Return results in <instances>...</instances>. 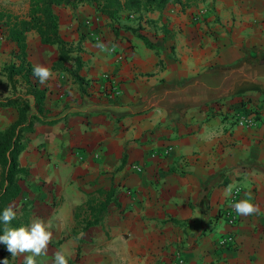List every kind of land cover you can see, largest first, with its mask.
I'll return each instance as SVG.
<instances>
[{"label": "crops", "instance_id": "1", "mask_svg": "<svg viewBox=\"0 0 264 264\" xmlns=\"http://www.w3.org/2000/svg\"><path fill=\"white\" fill-rule=\"evenodd\" d=\"M29 5L0 0L19 18ZM53 11L71 48L64 66L73 71L79 59L83 82L52 69L57 46L26 33L31 65L51 72L40 86L45 123L24 135L18 162L28 176L13 202H30L25 228L39 218L52 232L37 264H52L56 251L68 264H174L179 254L184 264H264V0H205L114 19L86 4ZM16 51L0 29V99L14 94L3 68ZM250 113L254 126L236 125ZM17 120L15 108H0V132ZM214 179L202 209L201 191ZM111 187L106 210L84 227L93 218L76 219V209ZM237 187L238 203L250 193L259 211L238 214L230 227L221 212ZM229 233L235 246L219 248ZM25 255L0 248V264H23Z\"/></svg>", "mask_w": 264, "mask_h": 264}, {"label": "trees", "instance_id": "2", "mask_svg": "<svg viewBox=\"0 0 264 264\" xmlns=\"http://www.w3.org/2000/svg\"><path fill=\"white\" fill-rule=\"evenodd\" d=\"M203 1L205 0H30L26 18H19L7 11L0 10V29L6 31V39L13 42L17 48L14 55L15 61L3 68L14 94L0 99V108L13 107L18 112V120L0 132V213L9 206L16 213V218L11 221L8 227H25L29 223L30 202L23 201L19 206H13V202L21 191L19 182L28 176V170L20 166L18 156L26 148V144L23 142L24 135L32 132L36 121L45 123L38 117L44 111L45 90L40 87L39 79L33 75L34 67L28 60L26 33L35 31L40 37L42 45L57 46L59 60L54 63L52 69H63L67 72L64 64L71 60L69 55L71 48L59 35L58 17L53 11L54 6L91 5L101 15L114 19L119 11L134 14L161 12L171 5H177L184 10ZM75 64V69L69 70L68 73L76 82L82 83L83 80L78 75L79 59L75 58ZM16 84L25 86L24 95L17 93ZM259 170L262 171L264 168L261 166ZM226 183L227 181H222V184ZM214 185H216L215 179L202 189L198 202L200 208H207L210 191ZM97 194L103 196L104 199L97 200V198L90 197L83 206L76 209V219H79L83 213H85L84 218H88L89 214L93 218L92 222L85 223L84 227L86 228L96 223L99 215L106 210L114 194V189L111 187L108 191L100 190ZM3 228L4 225L0 223V235H3ZM5 247L4 244H0V248Z\"/></svg>", "mask_w": 264, "mask_h": 264}, {"label": "clouds", "instance_id": "3", "mask_svg": "<svg viewBox=\"0 0 264 264\" xmlns=\"http://www.w3.org/2000/svg\"><path fill=\"white\" fill-rule=\"evenodd\" d=\"M33 75L43 84L50 78L51 72L47 68L36 65L33 68ZM247 195L250 200L252 198L251 194L248 193ZM249 200H242L232 205L237 214L248 216L259 211L258 207L250 203ZM15 218L16 213L11 206L0 213V223L4 225L3 235H0V244L6 246L12 257L29 254L24 256L23 264H37V257L47 256L48 254V245L52 239V232L47 230L44 221L39 218L35 219L27 228L8 227ZM2 264H7V259ZM52 264H68V261L61 251H56L53 254Z\"/></svg>", "mask_w": 264, "mask_h": 264}, {"label": "built area", "instance_id": "4", "mask_svg": "<svg viewBox=\"0 0 264 264\" xmlns=\"http://www.w3.org/2000/svg\"><path fill=\"white\" fill-rule=\"evenodd\" d=\"M105 78H107V76H105ZM110 87H111V93L113 95H118L119 94V90L118 87L115 83H110ZM235 123L237 126L240 127H249V126H254L256 123V117L250 113L248 115H240L236 120ZM170 149H167V151H169ZM165 151V153L167 152ZM82 157H80L81 159ZM134 170L141 172L142 168L141 167H137L134 166L133 167ZM239 195H240V189L234 188L227 201L225 204V207L223 209V211L221 212V216L223 217V219L225 220L226 224L230 227H234V225L237 222V218H238V214L236 213V211L234 210V208L232 207L233 204L238 203L239 200ZM234 235L229 233L226 234L224 236H222L221 238H219L218 242H217V246L219 248H231L235 246V241H234ZM174 264H184V260L182 259L181 255H177L176 256V260Z\"/></svg>", "mask_w": 264, "mask_h": 264}]
</instances>
